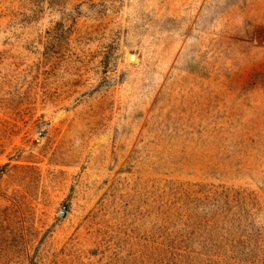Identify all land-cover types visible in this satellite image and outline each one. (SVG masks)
Wrapping results in <instances>:
<instances>
[{
    "label": "rangeland",
    "instance_id": "obj_1",
    "mask_svg": "<svg viewBox=\"0 0 264 264\" xmlns=\"http://www.w3.org/2000/svg\"><path fill=\"white\" fill-rule=\"evenodd\" d=\"M0 264H264V0H0Z\"/></svg>",
    "mask_w": 264,
    "mask_h": 264
},
{
    "label": "bare ground",
    "instance_id": "obj_2",
    "mask_svg": "<svg viewBox=\"0 0 264 264\" xmlns=\"http://www.w3.org/2000/svg\"><path fill=\"white\" fill-rule=\"evenodd\" d=\"M132 59H134V58H132Z\"/></svg>",
    "mask_w": 264,
    "mask_h": 264
}]
</instances>
